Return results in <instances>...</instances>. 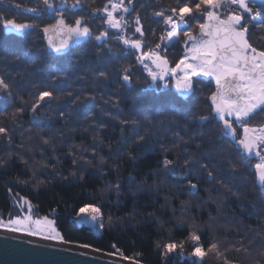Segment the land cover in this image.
Wrapping results in <instances>:
<instances>
[{"label": "rangeland", "instance_id": "obj_1", "mask_svg": "<svg viewBox=\"0 0 264 264\" xmlns=\"http://www.w3.org/2000/svg\"><path fill=\"white\" fill-rule=\"evenodd\" d=\"M83 1L84 3H88V1ZM140 1L142 2V0ZM13 2H16V4L20 2L21 4L19 8L13 5ZM51 2L56 4L58 3V0H51ZM73 2L75 3V0H67L66 5H73ZM153 2H157V0H153ZM30 3L32 2L29 1V3H24V1L22 0H6L5 6L8 7L11 12L7 11L6 14H8V17L5 18H13V14H18V10L22 8V13H24L25 17L20 18V20H17L16 22L27 23L32 26H34V24H38L39 31L37 32V34L30 28L25 34L20 35L16 33H10L11 35L7 36L8 38H6L3 36L2 27H0V78H2L5 83L9 85V88L7 90L2 89L4 90V93L0 94V96L2 97H0V105H2V108H7V106L1 102L2 99L11 102L12 105L13 102H15L14 104H22V102L16 103V101H14L16 95L20 96L21 90L23 92L21 96L22 98L27 96L28 101L32 100L29 105L25 103L21 105V107H23L24 109L21 113H17V115L15 116V119L13 120V124L15 122V125L10 126L6 123V119L0 118V127L6 129V133H0V137L3 139V146L6 155L15 158L14 165L18 166V168L14 169L16 170V174H26L27 172L33 174V170L35 169V172H37V176L39 178L42 179L48 177L54 179L53 182L57 183L59 187L62 186V188L66 190L67 195L72 196L71 193H74L76 194V197L80 196L78 197V199L81 200V205H78L75 209L74 205L73 207L67 209L70 214L71 212H74L73 216H75V218L80 219L81 216H78L77 214L79 212V209L86 204L100 208V214L97 220H95V224H92L88 221L89 225L91 224L90 226L83 224V226L79 227L78 229H72L75 232L79 230V234H81L80 239L77 238L74 241L81 242L82 244H87L90 248L99 249L102 252L106 251L110 254L114 253V255L117 254L123 258L128 257L130 260L142 264H193V262L196 261L197 258L191 256L193 247L196 246V243L191 240V234L195 233L200 236V246L207 253V255L203 258L202 264H224V258H226L233 264L236 263V259H238V256L240 255L239 247L241 246V244L237 241L239 239H230L229 237H227L226 239L220 235L215 237L214 242H212L211 238L215 236L214 230L219 229L221 227V224H213L209 219L206 223H204V226H199V223H196L188 218H195V215L197 213H199L197 217L199 219H202V217L208 218L210 214H206V211L203 213L198 212L199 208L197 206H194L193 204L195 201L191 203V198L187 197L188 194L194 193V191L192 190V185L196 184L191 183V186H189L188 183H186L188 187L187 185H185L187 188H183L185 184L184 181L192 180L191 178L193 173L189 169L187 170L186 165H184L185 162L183 161L181 162V164H178L180 165L179 167L173 165L175 167L174 169L172 168V166H170L171 170H166L164 166V160L167 157L165 158L161 157L162 155L154 154L152 150L155 149V146L154 148H142V144L139 143L137 137L133 139V137H130L129 134H124L129 130H131L132 132L135 131L138 136H142V134L143 137L148 136L149 140H153L156 144L157 140L162 141V143H165L168 140L170 141L172 137L171 129L180 127V121L177 123L175 121H171L172 124H168V119L170 118L169 115L164 112L166 110V106L164 104L168 105L166 101L169 98H166L163 102H159V99H155L157 97V94L151 93L152 90L143 91L141 89V92H143L142 94L144 95H140L139 93L141 92L137 90L138 96L136 98L140 96L139 99H137L138 102L140 100V102L137 104V108L140 104L139 108L143 109L141 111L138 108V127L130 123L131 125L121 128V131L123 130L122 138H119L117 143L110 142L112 148H109V151L114 149L113 151H111V154L108 151L105 152L106 154L101 153L102 155H100L99 153H95L92 157H89L87 161L82 156L77 155H81V153L85 151H88L87 154L94 153L92 152L94 150L95 152H97L99 150L97 148L101 142H96L92 139H88L89 136L87 135L86 131L89 126L85 127L84 122L88 121L92 124L95 120H99V122L105 123L104 121L106 120H104L103 118L92 119V117L84 113L85 111H82L80 105L79 107L74 109V111L78 110L75 113L78 120L80 121V123H78L80 125H76L75 122H69L70 119H63L65 122L69 123L64 128L63 126L65 122L60 126L61 129L65 130V136L67 138L66 140L65 136L63 138H55L53 130V127L55 126L48 125L49 120L42 115H39V112L37 110L33 112L32 105L36 103L40 92L47 91V83L45 85L41 80H38L37 83L29 82V80L33 81L31 79H34L35 74H24V72H26V67L23 66L24 61L28 56L38 57L40 54V59L45 58V54L48 55V58L49 55H53L54 58L63 57L64 55H57L48 50L49 46L46 42L48 41V38L43 32V28L45 27V25H54L56 23V18L58 17L57 14L60 12H66L65 18L67 21H74L78 17L75 15H70L69 11H66L67 8L65 7H59L57 8V11L51 13L44 12V14L41 15H37L36 13L32 14L31 12L25 11V9L29 8ZM39 3L42 4L40 6L41 8H43V0H40ZM101 3V7H104L105 0H99L100 5ZM175 3L178 4V0H176ZM93 7L100 9L98 8L99 6L97 4H95ZM76 13L78 12L76 11ZM46 15L49 16V23L43 19ZM127 15H122L126 21L131 18ZM28 18H33V20L29 21ZM86 19L89 20V18ZM74 22L68 23L74 24ZM157 24L163 25L161 29L157 30V32H151L150 30L145 31L144 42L146 44V47L143 49L144 51L155 48L157 44L162 43L160 37L165 33V26L163 20L158 21ZM132 29L133 28H130L127 26V24H125L123 32L129 30L132 31ZM123 32L122 35H124ZM52 35L55 36L54 33H52ZM109 37H112V35L109 34ZM136 38L139 39V37ZM103 42V48H105L106 50L109 49L108 41ZM81 46H72L70 49V53L73 52V50L79 51V47ZM173 46L176 45L174 44ZM170 47H168L166 50L164 48L161 49V54H165L166 51L167 55L169 53ZM37 48H39L40 51H37ZM129 51L132 50L129 49ZM25 53H27V55H25ZM108 54V56H110V59H112V61H110L111 64L109 62L105 63L104 61L99 59V61L90 62V66L87 68H85L86 65L83 62H79L77 58L73 57L74 62H79L80 66L82 67L81 70L88 73V75H86V78H91L94 81L97 80L96 82H93L94 88H91L89 90L87 97H85L86 99L83 98L86 94H84V91L81 90L73 92L74 98L77 97L76 100H81V98H83L85 102L88 99L91 100L94 98L102 100V102L100 103H103L104 109L107 108L108 112L117 110L119 108L118 106L122 104L124 106L128 105L127 109L129 111L131 109L132 111V101L131 103L123 102L125 99H129L128 97L122 96L123 99L122 97H117L118 101L113 100L110 102V95L104 94V92L102 91L104 83L99 81L101 80L99 79L100 77H96L98 75L97 72H99L98 69H100V71L104 72L106 75L110 73L112 71V65H117L116 57L118 55L119 57H122V59L125 58L126 61L130 58V55L128 54L121 55L115 53L113 54L112 52H109ZM173 55V57L175 58L180 54L176 52L173 53ZM133 59L137 61L136 58ZM172 62H174V59L172 60ZM82 65H84V68ZM45 68L48 74H51L54 71L52 66H45ZM16 70H19L18 74L16 73ZM90 70L94 71V73L92 74ZM113 70H115V68ZM78 71L79 69L76 70L75 74ZM48 74L44 72V68H42L40 70L39 77L45 78L47 75L46 78H48ZM22 81L27 85L19 83ZM107 82L109 83L110 81L105 82V87L109 86L107 85ZM21 86H26V89H21ZM14 88L16 90H19V92L17 91V93ZM29 92H31L32 96L29 95ZM97 92L99 93L97 94ZM60 94L66 95L64 91H60ZM102 94H104L105 97L108 96L106 97L107 99L105 97L103 98ZM55 101L57 100L55 99ZM60 101H62V99H60ZM105 101H108L107 104L105 103ZM154 101H156L157 104L153 109H151L153 105L152 103ZM169 102L172 104L171 100H169ZM42 103L43 104L41 106H38L37 109H45L44 106L47 107L49 101L47 100L46 102ZM12 105H9L8 109H13ZM15 108L17 109L19 108V106H15ZM25 110H30L32 111V113H25ZM160 110H162L163 112H161ZM45 112L48 113L49 111L46 110ZM98 113H100V111H98ZM49 118H53L52 120H56V117H53L52 115H50ZM10 124L12 125V123ZM184 128L188 127H186L185 125ZM183 134L184 132L180 133V136L182 137ZM162 136L164 137V140H162ZM9 137L16 143V148L17 146H20L19 143L24 144L27 147V151L29 153L36 154L39 157L43 158V160L51 162H45L44 164V167H47L48 169L39 170L37 169V166H35L32 167L34 169H31L30 171V168L27 165L23 166V168L20 169L22 160H20V157L16 155V148L12 151L9 148L5 149V147L12 148V146L10 145H13V143H7V139ZM58 140L60 141V143H66L63 145L62 149L61 147L55 145L58 143ZM204 141H206V145L209 146L207 152H210L209 154L213 155L212 153H215V149H213L211 145L208 144V142H210L211 140L204 139L203 142ZM232 143L234 145V142ZM232 143H228V146L229 144L232 145ZM71 144L74 145L75 148L70 147ZM34 145L38 146L34 147ZM157 147L159 146H156V148ZM237 150L239 151V149ZM227 151L230 153V156L233 155L230 150ZM3 155L4 154H2L1 157ZM119 156L122 157V164H124V166H122L123 168H121L120 170L118 165L120 164L121 159ZM102 157L103 159H101ZM119 160L120 162H118ZM253 162H259V159ZM91 163H94V166L91 165ZM254 164L256 163H253V165ZM208 170H211L210 167ZM29 173L28 175H30ZM33 177L35 176L33 175ZM215 178L209 180L208 176H204V179L208 182H211L212 185V182L215 180ZM230 178L231 180L233 179L231 176ZM198 188L199 187L196 186L195 191L199 190ZM224 191L225 190L222 191V194L224 193ZM226 193L227 199L222 198L221 206L216 211L219 212V214L223 213L222 206L228 203H230L231 205V200L229 198H231L233 195L231 196L229 191H227ZM18 195L13 194V197L15 198ZM73 196L75 198V195ZM23 198H26V201L30 200L25 195L23 196ZM223 201L225 202L223 203ZM19 202L16 206V208L18 207L17 211H15L16 213H21L24 216L31 215L33 219H40L46 214H49L47 217L49 219L51 218L52 220H56V222L58 223V228L56 230L60 232L64 238L67 235L68 240H72V230L65 229L64 225L65 223H67L75 228L74 225L76 222L73 219H69L64 215L63 212L59 213V211L57 212L55 209H52V212L48 210L43 213L40 209H36V207L33 206V209L31 210V212H29L28 204L21 199ZM10 217L12 216H9L8 218ZM4 218L5 217H3L2 219ZM189 228H192L193 232L191 233L188 230L187 236V229ZM220 230L221 229H219V231ZM218 237H220V243L216 241V238ZM171 242H175L177 245L182 244V250L180 247H178L173 253H166L163 246L164 244ZM228 242L230 244L233 243L232 246H230L231 249L229 247H226L228 246ZM191 243H193V245H191ZM213 243L217 244L218 250L222 253V257H217L215 252H208L210 245ZM190 246L191 250L189 249ZM181 251L183 252V255H181ZM231 251L237 252H235L234 255L228 254Z\"/></svg>", "mask_w": 264, "mask_h": 264}, {"label": "snow or ice", "instance_id": "obj_2", "mask_svg": "<svg viewBox=\"0 0 264 264\" xmlns=\"http://www.w3.org/2000/svg\"><path fill=\"white\" fill-rule=\"evenodd\" d=\"M66 4L67 0H58L56 4L51 0H43V9L28 8L25 11L41 15L44 12H54ZM132 4L133 0H127V5ZM127 5L125 0H106L104 7L94 10L92 15L94 18L97 14L104 13L107 17L104 24L108 28L123 32L124 25L128 21L122 15L117 16L114 13L121 10L128 12L130 9ZM72 7H81L79 0ZM153 15L161 17L165 26V34L160 37L162 43L157 44L155 48L143 50L146 47L145 33L139 15L135 18V33H138L140 38L137 39L134 35H118L117 39L126 48L134 49L138 53L136 60L138 64L143 65L150 77L149 87L174 88L175 95L188 99L196 94L197 85L202 82L201 78H208L214 82L215 90L208 97L211 102V112L199 119L189 120V123L203 124L217 121L220 124L218 136L222 141L231 140L238 146L239 154L244 157L245 164L253 154L259 159L255 165L256 177L259 185L264 189V123L258 126L252 124L254 117L264 113V50H258L248 39L250 24L257 20L264 22V0H178L176 7L162 8ZM201 19L202 23L199 22ZM192 21L198 24L197 32L192 30ZM0 27L6 34H23L33 26L0 16ZM181 31L184 55L173 66L167 58L166 51L165 54H161V48L166 50L173 43L178 42ZM43 32L48 38L50 50L57 55L69 54L74 43L91 36L87 20L77 18L73 24L68 23L64 16L57 17L56 23L44 27ZM50 33H54L55 38ZM107 36L108 32L103 31L96 36V40L103 42ZM131 71L130 67L124 69L123 83L128 86L131 85ZM99 75L104 77L105 73L100 72ZM8 88L9 85L0 78V89ZM51 97L52 93L49 91L40 92L36 103L32 105L33 112ZM167 110L179 111L171 104ZM20 111L21 109H16L12 114L13 119ZM0 133H6V129L0 127ZM176 135L179 138V133ZM143 139L142 136L137 137L138 141ZM185 164L188 165L187 160ZM172 165L173 161L164 160L166 170H171ZM214 178L209 172L208 179ZM195 189L196 185H192V190ZM20 199L28 203V210L31 212V205L26 198ZM99 214L100 208L86 204L79 209L77 215H88L95 221ZM0 229L29 237H39L45 241L70 243L56 230L53 221L47 216L40 219H33L31 215L23 217L17 215L8 220L0 218ZM200 239L199 235L191 234V240L196 242L191 253L192 257L197 258L193 264H202L203 258L207 255L199 246ZM80 247L87 248L89 245L83 244ZM163 247L166 253H173L178 247L182 250L183 245L171 242L164 244ZM208 252H215L217 257H222L215 243L210 245ZM181 255H183L182 251ZM124 259L129 258L124 257ZM224 264L230 262L224 258Z\"/></svg>", "mask_w": 264, "mask_h": 264}, {"label": "bare ground", "instance_id": "obj_3", "mask_svg": "<svg viewBox=\"0 0 264 264\" xmlns=\"http://www.w3.org/2000/svg\"><path fill=\"white\" fill-rule=\"evenodd\" d=\"M22 1H24V3H26V2L29 3V1H31L32 3H30V5L28 4L29 8H33V7L36 9H43L44 8V7L41 8L40 5H42V4L39 3L40 0H35V1L34 0H22ZM85 1L86 2L88 1V3H84L83 0H79V4L81 5V7H78V8H73L72 4L69 6H67V5L61 6V7L67 8L66 11H69L70 15L76 14V11H77L78 12L77 13L78 18L81 17L85 20H87L86 18H89V20H87V21H88V27L91 29V36L89 38H87L86 40H83L81 42L84 44L75 43L73 46L83 45V47H85L87 52H90V53L92 52V54H94L93 49L91 51V49L88 47V45H92V43L94 42L95 44H97V46H103L104 42L97 41L96 36L99 35L103 31H107L108 36L104 39V41H108L109 49H107V51L116 49L119 54H121V55L122 54L123 55L128 54L130 56L133 54L132 52H134V56L136 58L138 53L134 49H131L132 51H129L130 48H126L117 39V36H118L117 31L118 30L108 28L104 24V20L107 19L106 15L104 13H99L93 18V15H92L93 11L97 9L93 6L95 4H97L99 6L98 8L102 9L103 8V7H101L102 3L100 5L99 0H85ZM175 1L176 0H157V2H153V0H144V3H143V2H137V1L133 0L132 5H127V0H125V4L129 7L130 12H133L134 9H136L138 6L139 7H146V9H150L154 12H158L162 8L168 9L171 7H176L177 4L175 3ZM5 3H6V0H0V16L8 17V14H6V13H7V11H10V9L5 6ZM76 3H77V0H75V3L73 2V4H76ZM105 3H106V0H105ZM20 4H21L20 2L17 4H16V2H13V5H15V6H17V5L20 6ZM28 5H26V6H28ZM37 7H39V8H37ZM17 8H19V7H17ZM55 11H57V9ZM128 12H123L121 10L120 12L114 13V15H117V16L125 15L126 16ZM65 14H66V12L65 13L60 12L57 14V16L58 17L59 16L65 17ZM15 17H16V19H15ZM24 17H25L24 13H22V8H21L18 10V14H13V18H11V19H15V21H17V20L19 21L20 18H24ZM139 17H140V21H141V26H142V22H144V24H148L150 22V20L148 19L150 17L143 16L142 14H140ZM100 18L103 20V22L99 20ZM152 18L154 19L155 22L163 20L161 17H152ZM43 19L46 22H48L49 16L46 15V16H44ZM28 20L32 21L33 18H28ZM133 20H135L134 17H133ZM74 21H67V22H74ZM199 22L202 23L203 20L201 19ZM261 22L262 21L257 20V21H253L252 23L258 24ZM191 24H192V29L194 30L193 32H197L198 31L197 22L192 21ZM46 26H48V25H45V27ZM162 26L163 25H160L159 27H162ZM31 29H32V31H34L37 34V32L39 31L38 24H34V26ZM164 29H165V27H164ZM146 30H150L151 32H157V29H155L154 25H149ZM27 32H28V30H26L23 34H25ZM123 33H124V35L129 36L128 34H126V31H124ZM109 34H111V35L114 34V36L109 37ZM10 35H11L10 33L6 34L3 31L4 37L8 38L7 36H10ZM120 35H122V32ZM27 40H30V39H27ZM174 44L176 46H173ZM258 45H260L259 42H258L257 46ZM263 46H264V42L262 43L261 47H263ZM37 49H38L37 51H40L39 48H37ZM161 49H163V48H161ZM257 49L258 50H264L263 48H260V49L257 48ZM34 52H36V51H34ZM109 52H111V51H109ZM176 52L180 55H178L174 58L173 53H176ZM65 55L67 56L68 54H65ZM183 55H184L183 32L181 31L179 41L175 42L171 45L169 53L167 54V58H168L170 64L174 66L175 63L172 64V60L174 59L176 62ZM39 56H41V54ZM123 60L126 61L125 58H123ZM129 63L130 64L128 66H126L125 68L130 67L132 69V71L130 73L131 85L130 86H128L126 84L125 85L127 88L128 97L130 99H125L124 102L131 103V101H132V103H133L132 111L130 108H129L130 111L127 109L128 105H125V106L119 105L118 106L119 108L117 110H114L112 112H108V109L107 108L104 109L103 103H99V100L97 98H94L91 100L88 99L85 102V100H83V98L87 97V94L91 88H94L93 82H96L97 81L96 79H95L96 81L92 80L91 78H85L82 81H72L71 80V82L69 83L68 80L70 79V77L62 76V75L48 76L49 79L48 78H42L43 83L45 85L47 83L46 90L52 93V97L50 99H48V101H49L48 106L47 107L44 106V107L49 112H52L51 115L53 117L58 118V120L48 119L49 120L48 125L55 126V127H53L55 138H57V137L63 138L65 136V130L61 129V127H60L61 124H63L65 122L64 120L70 119L69 122H75L76 125H80V124H78V123H80V121L78 120L77 115L75 113L78 110L74 111V109L79 107L80 105H81L80 108L82 109V111H85L84 113L86 115H88L92 118H97V119L103 118L104 120H106V121L103 120L105 123H101V122H99V120H95L94 123H92V124H91V122H88V121L84 122L85 127L89 126V128L86 131L87 135L89 136L88 139H92L96 142H101L97 148V149H99L97 152H95V150H94V151H92L94 153L87 154L88 151H85V152H82L81 155L80 154L77 155V156H82L86 161L89 159V157H92L95 153H99L100 155H102V154H106L105 152L108 151L111 154V151H113L114 149L109 151V148H112L110 145V142L114 141V139L118 140L119 138H122L123 131H121V128L131 125L130 123H132L134 126L138 127V121L139 120H137V117H138L137 104L140 102V100L138 102L137 99H139L140 96L138 98H136V96H134V95L138 94V92H137L138 89H142L143 91L152 90L151 93L157 94V97L155 99H159V102H163L167 97H169L170 99H172V101H174V103H175L174 106L179 105L180 102L181 103L183 102L184 104H190V101H193V100L199 102L198 104L202 105V106H198V109L200 110V114L197 115V117H194V119H199V117L206 116L211 112V102L208 99V97L215 90V86H214V82L210 81L208 78H201L202 82L197 85V92L194 96L189 97L188 99H183V98L175 95V89L174 88L164 89L163 87H159V86L149 87L151 80H150V77H148L147 71L143 68V65L138 64V62L135 61L134 59L129 60ZM125 68L122 69V75H121L122 82H123V75L125 74L124 73ZM86 75H88V73H86ZM144 77H147L148 80L145 79ZM37 78H40V77L36 76V77H34V79H31L33 81L29 80V82L37 83V81H38ZM106 81H107V79H106ZM21 83L23 85H27L24 82H21ZM170 83H171V80H170ZM202 87L208 90L205 92V95L208 94L206 97L201 92L203 89ZM80 90L84 91V94H86V95L83 98H81V100H76L77 97L74 98L73 92L74 91H80ZM60 91H64L66 93V95L65 94L64 95L67 96L68 98L62 99V95L60 94ZM140 92H141V90H140ZM198 92H201V93H198ZM142 93L143 92H141L140 95H144ZM168 94H170V96L166 97V95H168ZM118 96L121 97L120 94ZM55 99L57 101H55ZM60 99H62V101H60ZM122 99H123V97H122ZM73 101H74V103H73ZM168 101H169V99L166 101V103H168ZM5 102H6V100H4V103ZM193 103H195V102H193ZM152 104L153 105H152L151 109L154 108V106L157 104V102L154 101ZM164 105L166 106V108H168V106H169L166 104H164ZM139 106H140V104L138 105V108H139ZM80 108H79V110H80ZM45 109H42V110L37 109V111L39 112V115H42L43 117L48 118L49 114L45 112L46 111ZM94 109H95V111H94ZM140 110L142 111L143 109L141 108ZM98 111H100V113H98ZM15 112L16 111H13L11 109L8 110V109L0 108V118L6 119L5 121L8 124L13 123L12 114ZM25 113L31 114L32 111L27 110ZM262 117H264V113H259L256 117L253 118V120L257 121L258 125H259L260 123H264V118H262ZM61 120H63V121H61ZM69 122H65L63 128L66 127V125ZM125 122H127V123H125ZM184 126L185 125H182L181 127H184ZM202 128L203 129L201 131L203 133L200 134V138L201 139H208V138L212 137L214 140V141L208 142V144L211 145V147L213 149H215V151H214L215 153H212L213 155L210 156L209 159L210 160L217 159V160H215L217 163H223V164H225V166H227L226 170H224V169L218 170V171L217 170H207L204 173L211 172L213 174V176L216 177L215 180L213 181V184L218 186L219 192L222 190H225L227 188H229V189L231 188V190H234L237 193L236 194L237 197L232 196L231 198H229L231 200L230 207L232 209V207L235 205L239 206L241 213L240 214L237 213L239 215H235V217H233V218L227 217L226 219H231L230 221H233L234 224H231V225H234V226H231V227L237 229L236 233L238 232L239 234H242V235H237L238 238L242 242L248 240L249 238H250V242H251L248 245L249 246L248 249H244V246L239 247L240 248V255L238 256L239 260L236 259V263H234V264H264V189L261 188V186L259 185V183L257 181L256 168H255L256 164L253 165V163H258V162H253L255 160H253L252 162H249L250 161V159H249L247 161V163L245 164L244 163V157L234 158L232 156V158H231L229 152H227L226 150L223 151L224 148L221 145L222 144L221 141H219L217 135L213 136V135H215V133L217 134V132L219 131V128H220V124L217 121L213 120V121L203 123ZM124 134L125 135L129 134L130 137L131 136L133 137V139L138 137L136 132L135 131L132 132L131 130H129L128 132H125ZM145 137L148 138V136H145ZM65 138H66V136H65ZM66 140H67V138H66ZM144 140H145V138H144ZM187 140L189 142L197 141L196 137L193 138V137H189L188 135H187ZM227 141L232 143L231 140H227ZM117 142L118 141H116V143ZM59 143H60V141L58 140V143L55 145L61 147V149H62L63 145L66 144L65 142H61L60 143L61 145ZM206 144L207 143L200 141V143H196L195 145L193 143H191L189 145V147L190 148L196 147V151H201V150L204 151ZM36 146H38V145H36ZM70 147L75 148V146L72 144L70 145ZM233 147L239 149L238 146H236V145H234ZM227 148L230 149L229 147H227ZM222 153L226 156L224 159L219 157L222 155ZM116 157H117V155H116ZM119 157H121V156H119ZM254 157H255V155L253 154L251 159H254ZM229 161H231V163H229ZM199 162H200V160H199ZM91 165L94 166V163H91ZM198 165H201V163ZM230 167H231V169H229ZM204 170H205V168H204ZM200 176H201V173H200ZM230 176L233 178L232 180H231ZM201 183L208 184L207 181L203 177L201 178ZM196 186L198 187L197 184H196ZM199 191L200 190H197V191H194V193H193V195H195L194 197L196 198L195 202L197 204V207L199 208L198 212L203 213L206 211V214H210V213H208L210 211H208V209L206 207L207 202H205V200L203 199L202 196L198 195ZM15 198H17V197H15ZM245 200L247 202L244 203L245 204L244 205L242 202H245ZM12 202L14 203V206L12 205V203H10L9 208L0 209V217H2V218L5 217L4 218L5 220H8L9 216H12V217H15L17 215L24 216L21 213L15 212V211H17V208H15V205L19 201L14 200ZM27 202L30 203V205L32 207L31 209H33L34 205H33L32 201L27 200ZM240 202L243 205L240 204ZM54 208L56 209V207H54ZM75 208H77V207H75ZM66 210L67 209H65L63 212L64 215L67 216L69 219H73L76 222L74 225L75 226L74 229H78L79 227L83 226V224L89 225L88 221L92 224H95V222H96V221L91 220V218L87 215H82L80 217V219L75 218V216H73L74 212H71V214H70V212H68V210L67 211ZM49 211H51V210H49ZM249 212L250 213L253 212L252 214H255V213H258V214L256 216H254L255 218L248 217ZM198 214L199 213H197L195 215V218L192 217L194 222L203 224L205 221L209 220L208 218H205V217H202V219L197 218ZM48 215L49 214H46L45 216H48ZM203 215H205V214H203ZM239 216H241V217H239ZM50 220H52V219L50 218ZM52 221H53V226L57 229L58 223L54 219ZM85 221H87V222H85ZM220 221H224V219H220ZM211 223L215 224V223H221V222L213 220V221H211ZM224 224H227V223L223 222V226H224ZM225 227L226 226L220 227L219 228V229H221L220 231H219V229L214 230L215 235L216 234H217V236L223 235L224 231H227L226 228H228V227H226V228ZM188 230L191 233L193 232L192 228L187 229V236H188ZM79 233H80V231L78 230L76 232V234H79ZM227 233H229V232L227 231ZM0 234H6V235H11V236H16V237H23L27 240L41 241L44 244H48V245H51L54 247L55 246L65 247V248L70 249L71 251L75 250L74 252L77 251V252H81L83 254H85V253L93 254L94 253V255H99L102 257H107V258L112 257L115 261L125 260L123 257H121L120 255H117V254L110 255V253L106 252V251L102 252L101 250L97 251V249L90 248V247H87V248L80 247V245H83L81 242L74 241V240L69 241L68 238H66V237L64 239L66 241H69L70 243H59L56 241H45L39 237H29V236H26V235H23L20 233H12L10 231H7L6 229H0ZM227 236L228 235H223L222 237L227 239ZM182 237H185V236H182ZM214 240H215V237L212 238V242H214ZM216 241L218 243H220V237L216 238ZM191 245H193V243H191ZM199 246H200V243H199ZM189 249L191 250V246ZM124 262H130L132 264L136 263L135 261H132L130 259H126ZM136 264H142V263H136ZM231 264H233V263H231Z\"/></svg>", "mask_w": 264, "mask_h": 264}, {"label": "trees", "instance_id": "obj_4", "mask_svg": "<svg viewBox=\"0 0 264 264\" xmlns=\"http://www.w3.org/2000/svg\"><path fill=\"white\" fill-rule=\"evenodd\" d=\"M258 24L257 23H251L250 24V26H249L250 32L248 34V39H249V42L253 46H255L256 48H259V49L263 48L264 49V46L261 47L262 43L264 42V22H261ZM258 42L260 43V45L257 46ZM88 47L91 49V51L93 49L94 54H92V52L91 53L87 52L85 47L81 46V47H79L80 48L79 51L73 50V52L69 53L67 56L65 55L63 57H58V58H54L53 55H49V58H48V55H46V54H45V58H43V59H40L41 58L40 56L39 57H37V56L36 57H32V56L29 57L28 56L25 59L24 65H23L24 67H26V72H24V74H35L34 77L40 76V70L42 68H44V72H46L48 74L45 66H48V67L52 66L54 71L51 74H48V76H52V75L67 76V77H70V79L68 80L69 83L71 82V80L72 81H82L86 78V72L81 70L82 67L80 66L79 62H83L86 65L85 68H87L90 66V64H89L90 62L99 61V59H101L105 63L106 62L110 63V61H112V59H110V56H108L109 51H111L113 54L114 53L119 54L116 49L107 51L105 48H103V46H97V44H95L94 42L92 43V45H88ZM132 53L133 54L127 60L128 62L125 60L123 61L122 57H119V55H118L116 57L117 65L113 64L112 65L113 66L112 71L110 73H108L107 75L105 74V76L103 78L99 75V73L101 71H100V69H98L99 72H97L98 75L96 77H98V78L100 77L99 79H101V80H99V81H101L103 83H105L106 79H107V81H110L109 83L107 82V85H109V86L105 87V84L104 85L102 84L103 85L102 91L104 92V94L110 95V100H109L110 102L113 100L118 101L117 97H119L118 96L119 94L121 95V97L122 96L128 97L127 88H126V85L121 80V75H122V69L130 64L129 60L135 58L134 52H132ZM70 56H71V58H70ZM73 57L77 58V60L79 62L78 61L74 62ZM103 58H105V59H103ZM105 63H104V65H105ZM173 63H175V60H174V62H172V64ZM82 66L84 68V65H82ZM114 68H115V70H113ZM77 69H79V71L75 74ZM18 71L19 70H16L17 74H18ZM90 72H92V74L94 73V71H91V70H90ZM97 73H95V74H97ZM43 76H44V74H43ZM46 77H47V75H46ZM144 78L148 80L147 77H144ZM37 79L42 81V78H37ZM19 83H21V82H19ZM21 87H22L21 89H26V86H21ZM140 90L141 89H138L139 92H140ZM17 91L19 92V90H16V92ZM206 91H208V90L205 88H203L201 91L205 97L208 95V94L205 95ZM201 92H198V93H201ZM1 93L3 94L4 90L0 89V94ZM98 93L99 92H97V94ZM22 94H23V92L21 90L20 96L16 95L14 98V101H16V103L22 102V104L25 103V104L29 105L32 102V100L28 101L27 96L22 98L21 97ZM104 94H102L103 98L105 97ZM29 95H31V92H29ZM134 96L137 97L138 94H136ZM167 96H170V95H166V97ZM106 97H108V96H106ZM64 98H68V97L65 95H62V99H64ZM167 98H169V97H167ZM4 100L5 99H2L1 102L4 103ZM169 100L172 101V99H170V98H169ZM100 102H102V100H99V103ZM107 102L108 101H105L106 104H107ZM193 102H195L196 104ZM14 103L15 102H13V105H12L11 102L6 101L4 104L7 106V108H4V109H8V106L12 105L13 109H11V110L16 111L15 106H19V109H21V111L19 113H21L24 109L23 107H21L22 104H14ZM198 103L199 102L193 100V101H190V104H184L183 102L182 103L180 102L179 105L174 106V104H175L174 101H172V104L168 101V103H167L168 105L171 104L174 107H176L177 109H179V111L169 112L166 108V110L164 112L167 115H169V118H170V119L167 118L169 121L168 124H170L171 121L172 122L175 121L176 123L180 121V127H175L173 129H171L172 137H171V139L167 138V139H170V141L168 140L169 142L166 141L165 143H162V141L157 140V144H156L153 140L150 141L149 138L144 137L145 140L143 139V141H139V143L142 144V148H154V146H155V149L152 150L154 152V154L162 155L161 157H165V158L167 157L166 159L169 158V160L173 161L174 166L179 167L180 165H178V164H181V162H183V161L185 162L187 160L188 165H186V164H184V165H186L187 170L189 169L193 173H192V178H191L192 180L184 181L185 184H184L183 188H187L188 185L191 186L190 185L191 183H196L199 187L198 189L200 190L198 195L202 196L203 199L205 200V202H207L206 207H207L208 211H210V212H208V213H210V216L208 217V219H210V221L216 220V221L221 222L220 223L221 227H224V226L228 227V228H226V227L225 228L227 229V231L229 233H227V231H224L223 235H228L227 237H229L230 239H239L237 237V235H240V234L238 232L236 233L237 229L231 227V226H234V225H231V224H234L233 221H230L231 219H226L227 217L233 218V217H235V215H239L241 213L239 206L235 205L231 209V207L229 206L230 203H228V204H225L224 206H222V211H223L222 214H219V212H216L218 210V208H220V206H221L222 198L227 199V195H226L227 191H229L231 196L233 195L234 197H237V196H235L237 193L234 190H231V188L230 189L227 188V189H225L224 193L222 194L223 190L219 192L218 186H216L214 184L212 185L211 182L209 183L207 181L208 184L201 183V178L202 177L204 178V176L205 177L208 176L207 175L208 172H206V173H204V172L207 171L209 169V167L211 170H217L218 171V170H223V169L226 170L227 166H225V164H223V163H217L215 161L217 159H214V160L209 159V157L212 155L209 154L210 152L209 153L207 152V149L209 148L208 145L205 146L204 151L203 150L196 151V147L195 148L189 147V145L191 143H193L195 145L196 143H200V141L203 142V140H204V139L200 138V134L203 133L201 131L203 129L202 128L203 124L189 123V120H193L194 117H197V115L200 114V110L198 109V106H202V105L198 104ZM0 108H2V105H0ZM160 111L163 112L162 110H160ZM51 113L52 112H48L49 117H50ZM49 117L47 119H51V120L53 119V118H49ZM56 120H58L57 117H56ZM8 125L13 126V125H15V122H14V124L12 123V125L11 124H8ZM182 125H187L186 127H188V128L181 127ZM178 132H180V133L184 132L182 137L180 136V133H179V138L177 137L176 134ZM187 135L189 137H193V138L196 137L197 141L189 142L187 140ZM216 135H217L219 141H221V143H222L221 145L224 148L223 151L230 150V152L233 153L232 156L234 158L243 157V156H241V154H239V151L237 149H235V147H233L234 146L233 144L232 145L229 144V146H228V143H230L229 141H227V140L222 141L220 139V137L218 136V132H217V134L215 133V135H213V136H216ZM142 137H143V134H142ZM208 139H210L211 141H214L212 137L208 138ZM115 140L116 139H114V141H112V142L114 143V142L118 141V140H116V141ZM162 140H164L163 136H162ZM205 142L206 141H204V143ZM7 143H10V144L13 143V145H10V146H12L13 149L10 147H5V149L9 148L11 151L15 150V148H16L15 144L16 143L13 141V139H10V137H9L7 139ZM19 145L20 146H17V148H16V151H17L16 155L20 157V160H22L20 169H22L23 166H25V165L29 166L30 171H31V169H34L32 167H35V166H37V169H40V170L41 169L42 170L48 169L47 167H44V164H45V162H48V163H51V162L43 160V158L39 157L36 154L29 153L27 151V147L24 144L19 143ZM156 146H159V147L156 148ZM34 147H36V146L34 145ZM227 147H229L230 149H228ZM4 152L5 151H4V146H3V139L0 137V157L2 154H4L0 159V209L9 208L10 203H12V205L14 206V203L12 201H14V200L20 201V198L23 197L24 195L32 201V203L36 207V209H40L43 213L48 211V210L55 209L54 207H56L55 210L57 212L59 211V213H60V212H64L65 209L73 207V205L75 207H77L78 205H81V200L78 199V197H80V196L76 197V194H74V193H71L72 196L67 195L66 190H64V188H62V186L59 187V185H57V183L53 182L54 179L48 178L47 176H46L47 178H42V179L39 178L37 176V172H35L36 171L35 169L33 170V174L29 173V172H27L26 174H20V173L16 174V172H15L16 170H14V169L18 168V166L14 165L15 158L9 157V155H6V152L5 153ZM232 156H231V158H232ZM190 157H191V159H189ZM219 157L224 159L226 156L222 153V155ZM120 159H121V162H120V160L118 161V162H120V164L118 165L119 170L121 168H123L122 166H124V164H122V162H123L122 157H120ZM161 160H162V158H161ZM199 160H200V162H199ZM200 163H201V165H198ZM40 165H42V166H40ZM173 165H172V168L174 169L175 167ZM189 165H190V167H189ZM50 166H52V165H50ZM204 168H205V170H204ZM229 169H231V167ZM28 173L30 175H28ZM200 173H201V176H200ZM33 175L35 177H33ZM186 183H188V185ZM185 185H187V187ZM13 194L14 195L19 194V195L16 196L17 198H14ZM73 195H75V198ZM194 196L195 195H193V193L188 194V196H187V197L191 198V200H192L191 203H193V201H196V198ZM225 201H223V203ZM246 202L247 201L245 200V202H242V203L244 204ZM242 203L240 202V204H242ZM193 204H194V206H197L196 202H194ZM17 205H18V203L15 205V208ZM19 208H20V206H19ZM237 213H239V214H237ZM252 213L249 212L248 216L255 218L254 216H256L258 214V213H255V214H252ZM239 217H241V216H239ZM188 218L190 220H193L192 217H188ZM220 219H224V221H220ZM207 221H205L204 223H206ZM223 222H226L227 224H224V226H223ZM204 223L203 224L199 223V226L204 225ZM64 226H65V229H68V230L74 229L70 224H67V223H65ZM71 234H72V237H71L72 240H75L77 238L80 239L81 234H76V232L74 230L71 231ZM223 235H221V236H223ZM214 237H217V234ZM66 238H68L67 235H66ZM211 241H212V238H211ZM237 241L241 244V246H244V249H248V247H249L248 245L251 243L250 238L244 242H242L240 239ZM224 243H225V241H224ZM232 244L233 243L230 244L228 242V246H226V247L230 248V246H232ZM235 252H237V251H235ZM235 252L231 251L228 254L234 255ZM239 252H240V248H239Z\"/></svg>", "mask_w": 264, "mask_h": 264}, {"label": "water", "instance_id": "obj_5", "mask_svg": "<svg viewBox=\"0 0 264 264\" xmlns=\"http://www.w3.org/2000/svg\"><path fill=\"white\" fill-rule=\"evenodd\" d=\"M48 50L51 51L50 48ZM74 251L41 241L0 234V264H132L124 262L126 259L115 261L112 257Z\"/></svg>", "mask_w": 264, "mask_h": 264}, {"label": "flooded vegetation", "instance_id": "obj_6", "mask_svg": "<svg viewBox=\"0 0 264 264\" xmlns=\"http://www.w3.org/2000/svg\"><path fill=\"white\" fill-rule=\"evenodd\" d=\"M135 1H137V2H141L140 0H135ZM142 2H144V0L142 1ZM144 10V11H143ZM153 13H155L154 11H152V10H150V9H146V7H137L136 9H134V11L133 12H128L127 14V16H130L131 18H129L128 19V23H127V26L128 27H130V28H133L132 29V31L131 30H129V31H126V34H128L129 36H132V35H134L135 36V38L136 37H139V34L138 33H135V27H136V25H135V23H134V21H133V17L134 18H136L137 17V15H140V14H142L143 16H147V17H150V18H148L149 20H150V22L148 23V24H144V22H142V29H143V31H144V33H145V31H146V29H147V27L149 26V25H154V27H155V29H157V30H159V29H161L162 27H159L160 26V24H157V22H155L154 21V19L152 18V17H156V16H153ZM75 16H77V13L76 14H74ZM100 21H102L103 22V20L100 18L99 19ZM156 25V26H155ZM153 27V26H152ZM193 30V29H192ZM194 31V30H193ZM117 33H118V35H120L121 34V31L120 30H118L117 31ZM114 36V34H112V37ZM140 38V37H139ZM252 124L254 125V126H257L258 125V122L257 121H252ZM253 160H258V158L257 157H254V159H250V161L249 162H252Z\"/></svg>", "mask_w": 264, "mask_h": 264}]
</instances>
